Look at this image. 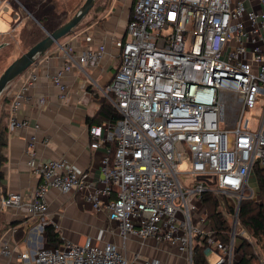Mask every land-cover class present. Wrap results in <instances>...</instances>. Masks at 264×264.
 I'll use <instances>...</instances> for the list:
<instances>
[{
  "label": "built area",
  "instance_id": "2783aa9c",
  "mask_svg": "<svg viewBox=\"0 0 264 264\" xmlns=\"http://www.w3.org/2000/svg\"><path fill=\"white\" fill-rule=\"evenodd\" d=\"M248 3L264 9V0H134L124 35L113 40L115 72L104 91L120 119L89 131L97 140L91 148L115 146L112 157L109 148L101 161L103 186L95 187L87 172L64 161H38L33 134L24 152L38 183L29 195L2 197L0 212L43 220L49 190L88 189L85 199L96 212L106 213L124 245L130 238L150 240L187 264H195L200 246L206 260L217 256L214 264H239L236 240L245 239L244 231H236L240 203L254 198L249 183L254 167L264 169V10L256 13ZM71 34L66 45H56L64 62L49 76L61 99L65 74L95 67L106 55L104 41L93 46L92 37L84 35L78 48L79 34ZM36 61L7 91L11 132L31 124L18 111L38 80ZM44 104L38 96L37 105ZM253 113L259 115L255 131L244 119ZM204 193L234 198L228 202L233 214L226 243L209 226ZM34 229L42 232V224ZM0 255H12L5 237ZM132 256L114 243L97 246L87 238L82 245L63 241L58 248L20 253L18 259L19 264H162L154 257Z\"/></svg>",
  "mask_w": 264,
  "mask_h": 264
},
{
  "label": "crops",
  "instance_id": "0c3cea01",
  "mask_svg": "<svg viewBox=\"0 0 264 264\" xmlns=\"http://www.w3.org/2000/svg\"><path fill=\"white\" fill-rule=\"evenodd\" d=\"M26 1L29 0H1L0 18L9 14L7 17L11 24L8 30L0 32V36L10 32L13 23L20 21L14 4L21 6L19 4ZM133 3L134 0H104L102 12H99L96 20L76 32L79 34L78 48L84 45L82 36L90 35L93 46L104 41L106 55L97 66L77 69L62 77L66 86L65 98H60V90L49 80V76L60 70L64 62L59 46H52L48 55L39 58L33 65L38 80L29 92L28 103L18 111V117L28 118L31 124L27 128L8 132L4 151L6 162L1 167L3 178L0 199L15 192L29 195L36 187L38 176L34 167L28 166L24 152L26 141L33 134L37 138L35 151L38 161H64L77 172H87L89 181L95 187L103 186L101 161L107 154L109 144L102 143L97 148H91L90 145L97 140L90 137L89 131L91 127L100 126L102 122L100 109L105 102L104 91L115 72L113 57L116 50L113 40L124 35ZM246 7L254 9L256 13L264 10L255 3H248ZM71 36L69 34L62 42L59 41L60 46L66 45ZM20 83L21 79L16 78L9 88H16ZM38 96L45 98V104L41 108L37 105ZM249 183L255 193L253 199L257 200L254 173L249 178ZM88 192V189H84L62 194L54 189L49 190L46 195L48 212L43 220L26 217L14 210L3 212L4 223L9 226L3 232L0 242L3 237L7 239L12 255L9 258L0 255V264H19L20 253L34 252L47 246L43 231L34 229L39 224L42 227L46 224L56 226L55 229L63 241L78 245H82L87 238H91L97 246L107 242L118 245L121 239L115 225L108 223L104 211L96 212L92 208V204L85 199ZM146 242L150 245L153 243L150 240ZM128 258L132 259L131 255Z\"/></svg>",
  "mask_w": 264,
  "mask_h": 264
},
{
  "label": "rangeland",
  "instance_id": "374dc122",
  "mask_svg": "<svg viewBox=\"0 0 264 264\" xmlns=\"http://www.w3.org/2000/svg\"><path fill=\"white\" fill-rule=\"evenodd\" d=\"M84 1L85 0H29L20 3L19 5L21 6L14 4L17 7V13L20 15V21L15 24L13 23L10 32L0 36V75L15 59L20 57L35 43L43 39L46 36V32H51L68 21L78 11ZM102 1L104 2V0L95 1L92 9L81 20L74 31L85 29L91 24L92 20H96L99 12H102ZM7 16H9V14ZM7 16L3 15L2 19L0 18V32L9 29L11 21ZM67 36L61 38L59 41L62 42ZM9 86L8 84V88L6 87L0 94V111L4 106L2 101L4 94L7 95ZM244 119L245 123L249 124L251 131L257 130L259 122L258 113L246 114ZM185 167V165L182 166V168ZM225 199L231 204L234 200L232 196H225ZM236 231L238 233L242 232L240 227H238ZM244 238L252 242L250 246L255 253L258 254L257 258L264 260V245L256 243V241L246 233ZM118 246L127 256L131 255V258L132 253H137L139 259L154 257L159 259L162 264H187L184 259L178 258L170 248L166 247L165 250H162L161 247L152 246L146 241L144 243L142 240L130 238L125 245L120 241ZM216 260L217 256L215 254H211L207 257V262L209 264H214Z\"/></svg>",
  "mask_w": 264,
  "mask_h": 264
},
{
  "label": "trees",
  "instance_id": "16d2710c",
  "mask_svg": "<svg viewBox=\"0 0 264 264\" xmlns=\"http://www.w3.org/2000/svg\"><path fill=\"white\" fill-rule=\"evenodd\" d=\"M101 4V8H103V1ZM75 28L71 33L77 32L74 31ZM50 49L52 50V47ZM50 49L41 57L48 54L51 51ZM2 103L4 106L0 111V190L1 179L3 178L1 167L6 162L4 151L7 146V136L9 132L6 120L9 116V107L11 103L10 99L5 94ZM119 119L120 115L117 110L110 104L109 101L105 99V102L102 104L100 109V120L102 121L100 126L103 124L113 125ZM109 148L110 156L112 157L115 149L114 144H109ZM253 173L257 183L256 195L258 199L254 200L252 198H248L241 201L238 211V227H240V230L244 231L249 237L253 238L256 243L264 245V169L256 165L253 169ZM202 203L207 211L210 228L215 232L221 242H228L230 215L233 214V210L229 207L225 196L214 193H204L202 196ZM3 215V212H0V239L5 229L9 226L4 223ZM12 225L13 224H10V226ZM43 235L46 245L49 247L58 248L63 243V240L60 238L57 230L52 224H46L43 227ZM246 243L247 241L245 239L238 238L236 240L239 264H261L253 248L250 244ZM194 263L207 264V260L202 253V247L200 246L195 247Z\"/></svg>",
  "mask_w": 264,
  "mask_h": 264
},
{
  "label": "water",
  "instance_id": "95a60500",
  "mask_svg": "<svg viewBox=\"0 0 264 264\" xmlns=\"http://www.w3.org/2000/svg\"><path fill=\"white\" fill-rule=\"evenodd\" d=\"M94 3L95 0H85L78 11L68 21L53 31L46 32V36L43 39L35 43L25 53L15 59L0 75V94L5 90L8 84L18 78L52 46L58 45L61 38L69 35L88 14L94 6Z\"/></svg>",
  "mask_w": 264,
  "mask_h": 264
}]
</instances>
